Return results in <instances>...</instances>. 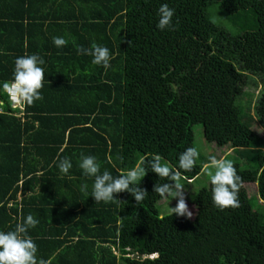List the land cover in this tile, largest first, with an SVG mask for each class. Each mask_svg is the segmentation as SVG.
<instances>
[{"label": "trees", "instance_id": "trees-1", "mask_svg": "<svg viewBox=\"0 0 264 264\" xmlns=\"http://www.w3.org/2000/svg\"><path fill=\"white\" fill-rule=\"evenodd\" d=\"M162 4L174 10L163 31ZM95 46L109 49L107 71L79 51ZM32 54L45 61L42 99L21 112L0 88V230L31 215L27 235L47 264H264V138L254 129L264 128V0H0V84ZM196 124L234 149L223 159L241 178L238 207L218 210L208 180L191 196L194 218L162 214L153 189L167 181L151 171L139 203L126 191L108 203L89 196L82 154L113 177L156 154L179 170L180 153L197 149ZM210 156L182 173L184 187L211 171Z\"/></svg>", "mask_w": 264, "mask_h": 264}, {"label": "clouds", "instance_id": "clouds-1", "mask_svg": "<svg viewBox=\"0 0 264 264\" xmlns=\"http://www.w3.org/2000/svg\"><path fill=\"white\" fill-rule=\"evenodd\" d=\"M157 14L156 27L159 30L163 31L172 27L173 9L167 4H162ZM52 43L59 48L64 46L65 41L62 37H53ZM79 51L84 55H90L93 65L102 66L105 71L110 68L112 57L107 47L95 46L91 50L81 48ZM44 63L45 61L35 54L17 57L11 82L0 84V88L10 90L11 94H15L28 104L42 99L40 89L43 86L44 70L41 66ZM198 156L199 152L196 148H186L178 157L179 170H176L170 168L160 155H152L151 158L142 160L140 164L121 173L118 177H113L107 170L101 172L100 164L91 155L82 154L78 167L85 177L93 178L89 196L93 197L96 203H108L115 199L114 194L125 191L130 193L136 202H141L146 192L139 187V184L147 172L151 171L157 174L160 180L167 181L163 184H156L153 189L154 193L161 198L177 199L176 206L170 207L171 214L190 218L192 212L189 211L185 202L183 192L185 185L181 183V180L182 173L192 170ZM209 162L211 171L208 172V176L212 186V204L220 211L238 207L237 197L241 178L232 162L228 159H218L215 156H210ZM57 167L60 173L67 175L72 168V163L64 158L59 160ZM87 189V184L81 186V190L87 191ZM36 224L37 221L29 215L22 222H18L13 230H0V264H47L46 261H38L37 246L27 235L28 230Z\"/></svg>", "mask_w": 264, "mask_h": 264}, {"label": "rangeland", "instance_id": "rangeland-1", "mask_svg": "<svg viewBox=\"0 0 264 264\" xmlns=\"http://www.w3.org/2000/svg\"><path fill=\"white\" fill-rule=\"evenodd\" d=\"M212 18L216 21L219 22L221 17L218 16V13L212 11ZM261 90V87H256L254 85H251L250 87L247 88V91L253 93L256 97L259 95V92ZM255 97V98H256ZM254 129L258 133L259 136L264 138V128L261 126L259 123L254 124ZM194 134H195V145L197 147V150L199 152V156L197 158L198 161H201V159L204 156L211 155L212 153H216L218 155V158H224L227 153H232L234 150L230 146H224V147H218L214 143H211L207 141L205 135H204V128L202 124H196L194 126ZM209 180L208 173L205 171L200 178L195 181L194 183H191L190 186L184 187L183 192H184V197H185V202L188 206L189 211L192 212V216L190 218H194L196 213H197V208L195 205L192 203L191 196L197 193V190L200 189L203 185L207 184ZM182 183V182H181ZM183 184V183H182ZM250 195H254L257 193V185L254 184H249L247 185ZM177 203V199H172L170 197H166L163 200L159 202V206L161 208V213L162 214H169L171 213L170 207H175Z\"/></svg>", "mask_w": 264, "mask_h": 264}, {"label": "built area", "instance_id": "built-area-1", "mask_svg": "<svg viewBox=\"0 0 264 264\" xmlns=\"http://www.w3.org/2000/svg\"><path fill=\"white\" fill-rule=\"evenodd\" d=\"M7 94L9 96L10 103L14 109H19L21 112H24L25 110V102L19 97H17L15 94H11L10 90H7Z\"/></svg>", "mask_w": 264, "mask_h": 264}, {"label": "crops", "instance_id": "crops-1", "mask_svg": "<svg viewBox=\"0 0 264 264\" xmlns=\"http://www.w3.org/2000/svg\"><path fill=\"white\" fill-rule=\"evenodd\" d=\"M0 111H1V108H0Z\"/></svg>", "mask_w": 264, "mask_h": 264}]
</instances>
